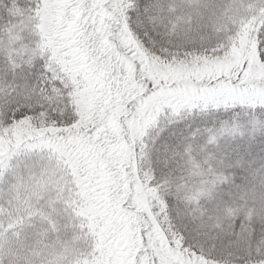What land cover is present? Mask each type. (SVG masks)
<instances>
[{
  "label": "snow or ice",
  "instance_id": "snow-or-ice-1",
  "mask_svg": "<svg viewBox=\"0 0 264 264\" xmlns=\"http://www.w3.org/2000/svg\"><path fill=\"white\" fill-rule=\"evenodd\" d=\"M0 264H264V0H0Z\"/></svg>",
  "mask_w": 264,
  "mask_h": 264
}]
</instances>
